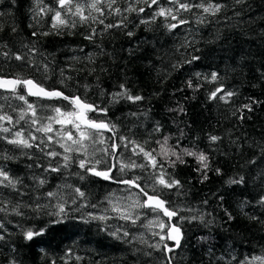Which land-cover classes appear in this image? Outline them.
<instances>
[{
  "label": "snow or ice",
  "instance_id": "1",
  "mask_svg": "<svg viewBox=\"0 0 264 264\" xmlns=\"http://www.w3.org/2000/svg\"><path fill=\"white\" fill-rule=\"evenodd\" d=\"M11 3L15 4L16 0ZM0 4H4V0H0ZM246 4L249 5L247 11H251L249 0H32L29 12L33 23L28 27L37 30L30 33L28 42H21L20 50L13 52L8 43L0 39V254L4 248L8 249L7 264H22L19 249L11 241L15 233L10 228L14 227L22 241L28 242L24 246H30L56 226L77 219L86 225L95 222L108 237L131 246L132 253L147 258L144 264H186L188 257L182 254L178 257V252L187 250L188 230L192 225L208 232L196 241L197 246L205 250L208 264H264V247L259 254L237 255L235 246L226 241L228 251L216 255L212 229L219 231L237 220L228 208H221L224 217L220 223L212 213L199 207H186L171 198L187 195L184 182L177 178L175 171L179 165H187L186 158L195 160L200 183L209 180V172L221 178L225 175L221 168L212 166L209 152L196 149L195 140L199 137L193 140V147H184L182 129L179 136L173 137L165 134L164 125L156 120L152 121L146 138L137 139L134 129L144 128L145 122L150 120L151 109L126 112L123 121L113 119V110L118 105L139 109L148 97L133 90L122 70V82L116 85V90L102 87L101 75H106L109 69L103 63L96 64L105 56L116 63V56L107 51L105 41L110 43L118 33L131 44L122 49L129 58H136L148 48L160 53L153 25L162 28L164 35L175 38L180 36L181 30L191 34L192 24L207 27L212 23L209 17L215 20L230 7L243 8ZM243 14V11H234L233 16L225 19L233 21L231 27L264 21V16L244 21ZM4 15L0 11V17ZM41 21L48 23L47 30H39L44 27ZM4 30V25L0 24V33ZM9 31L16 33L18 29L12 26ZM138 33H153V36ZM65 35H79L85 43L67 49L71 55L60 67L57 51L62 50L49 52L44 41ZM259 35L264 36V29ZM220 38L217 30L216 40ZM198 43L194 37L184 35L170 53L158 54L156 60L161 63L167 57V67L157 70L158 79L167 80L174 72L198 65L203 58L196 47ZM86 48L92 50L85 51ZM13 61L18 62L13 67L23 71L5 70ZM78 64L85 65L94 83H88L87 77L78 78L82 71L76 67ZM121 64L126 65V61L122 60ZM261 76L264 77V73ZM53 77H56L55 84L49 83ZM192 77L186 80V88L193 93L202 86L201 80L217 84L207 93L209 101L231 103L240 95L222 83L225 77L218 71H193ZM80 79L85 82L81 83ZM93 89L99 102L89 99ZM195 98L193 95L192 99ZM256 105H264V101L248 98V102L232 114L239 113L238 119L244 122L251 119V115L246 117L245 113H253ZM168 112L187 114L179 101ZM129 119L134 121L131 126L127 123ZM206 139L211 150V146L223 138L208 134ZM257 148L258 154L241 166L248 169V174L237 172L225 179L224 184L241 191H247L251 185L259 188L260 194L253 198L254 203L243 199L236 207L240 216L264 227V144H257ZM22 158L29 161L24 165L29 183H25V176L15 174L9 167ZM54 180L61 182L54 184ZM94 184L108 185V190L96 203H92L90 188ZM48 188L51 190H45ZM217 199L222 205L224 196L219 195ZM29 200L31 203L27 202ZM202 204L207 205L208 200H203ZM246 209H257L260 215ZM10 216L35 222L27 227L20 223L13 225ZM137 225L155 238L153 243H149L143 233L137 235L131 231ZM41 252L48 255L43 249ZM136 258L139 260V256ZM73 259L81 262L85 257L74 254L69 248L60 258L61 264ZM48 264H57L56 259L49 258Z\"/></svg>",
  "mask_w": 264,
  "mask_h": 264
},
{
  "label": "trees",
  "instance_id": "2",
  "mask_svg": "<svg viewBox=\"0 0 264 264\" xmlns=\"http://www.w3.org/2000/svg\"><path fill=\"white\" fill-rule=\"evenodd\" d=\"M226 2H230V0H226ZM249 4L251 11H247L249 6L247 4L243 8L237 6L232 9L230 7L226 12L219 14L215 20L209 17L212 23L207 27L192 24L191 34L181 30L180 36L175 38L164 35L162 28L153 25L155 36L159 39L156 47L160 49V53H154L148 48L139 53L136 58H129L122 49L131 46V44L122 34L118 33L110 43L105 41L107 51L116 56V63L113 64L106 56L99 58L96 62L97 66L103 63L109 69L106 75H101L102 87L116 90V85L122 82L120 75L122 70L129 78L133 90L148 97L139 109L135 106L118 105L113 110V119L119 118L123 121L126 112L150 108V120L145 122L144 128L134 129L137 139L146 138L152 121L158 120L164 125L165 134L177 137L180 129L184 131L185 137L181 140V145L184 147H193V140L199 137L198 140H195L196 149L209 152L212 166L223 170L225 174L223 178L209 172V180L200 183L198 181L199 174L195 171L197 167L195 160L190 157L186 158L187 165H179L175 171L177 178L184 182L187 195L171 197L186 207H199L202 211L212 213L220 223H223L224 217L222 207L228 208L233 215L237 216V220L231 222L230 226L225 225L219 231L216 228L212 229V234L215 237L214 251L216 255L228 251L225 245L226 241L235 246L237 255L241 253L259 254L260 249L264 247V227L240 216L236 207L243 199L253 200L254 203L253 198L260 194L259 188L251 185L247 191H241L240 188L233 190L224 184L225 179L237 172L247 175L248 169L241 166L258 154L257 144H264V105H256L255 111L251 114L245 113L246 117L251 115V119H245L244 122L238 119L239 113L235 116L232 114L243 103H247L248 98L264 101V77L261 76V73H264V36L259 35L260 30L264 29V21L257 20L252 25L242 23L238 27H231L233 21L225 19V17L233 16L234 11H243L242 20L244 21L249 18L264 16V0H249ZM31 7L32 0H16L15 4H12L11 0H4V4H0V11L5 13L3 17H0V24H3L5 29L3 33H0V39L6 41L13 52L20 50V43H27L30 39V33L37 30L28 27L30 23H33L29 12ZM185 15L188 16V14ZM188 18L191 19L190 16ZM46 20L47 18H45ZM45 21H41L44 27L39 29L40 31L47 30L48 23ZM12 26L17 27L16 33L9 31ZM217 30L220 31L221 35L219 40H216ZM138 35H147L151 38L153 33H138ZM184 35H189L190 39L194 37L199 41L196 47L200 49L202 60L198 65L192 66L191 69L186 67L182 71L174 72L167 80L158 79L157 70L167 67V57L164 58V63H161L156 60V56L164 51L170 53L173 46L178 44L180 37ZM213 40H215L214 43H209ZM84 43L79 35L71 37L65 35L63 37L45 38L44 47L49 52L62 50L57 51V63L63 67L71 55L67 49L82 46ZM91 50V48L85 49V51ZM122 60L126 61V65L121 64ZM15 64L18 62H11L5 70L23 71L14 68L13 65ZM76 67L82 69L78 78L87 77L88 83L95 82L92 76L87 75L85 65L78 64ZM193 71L202 73L218 71L222 77H225L222 83L230 89L237 90L240 95L234 97L231 103L209 101L207 100V93L214 90L217 84L203 80L199 81L202 85L199 90L193 93L191 89L186 88V80L193 79ZM24 74L33 75L31 72H24ZM55 81L56 77H53L49 83L55 84ZM80 82L84 83L85 80L80 79ZM177 89L182 91H177ZM157 92L160 93L159 96L155 95ZM95 93L96 89H93L89 93V99L99 102ZM193 95H195V99H192ZM177 101L187 110L186 115L168 112L169 108L176 107ZM127 123L131 126L134 121L129 119ZM177 125H179V129ZM208 134L219 135L223 138L221 142L212 145L211 150L206 139ZM232 141H236V143H232ZM152 146L155 147V145ZM28 162L27 159L22 158L18 164L9 165L15 174L25 176V183H29L26 176L28 170L24 168ZM36 174H40L39 170L36 171ZM60 182V180L52 181L54 184ZM70 182L75 183V181ZM90 188L93 193L92 203H96L108 190V185L94 184ZM219 195L224 196L222 205L217 199ZM205 199L208 200L207 205L202 204ZM27 202L31 203L30 200ZM91 210L86 209V211ZM246 211L260 215L257 209H246ZM9 219L12 220L13 225L20 223L25 227L35 222L20 220L11 216ZM110 223L114 222L110 221ZM10 231L15 233L11 237V241L19 249L18 255L22 264H48L49 258L56 259L57 264H61L60 258L64 257L65 251L69 248L73 249L74 254L85 257V260L81 262L74 259L68 260V264H96L97 261H100L101 264H144V260L147 259L140 254L132 253L131 246L108 237L97 227L95 222L86 225L78 219L66 221L63 225L53 228L44 237L38 238L37 242L30 246H24L28 242L22 241L14 227L10 228ZM131 231L137 235L143 233L149 243H153L155 240L149 232L139 225ZM207 234V230L192 225L188 230L190 240L187 250L183 253L178 252V257L181 254L187 256L186 264H208L205 250L197 246L196 243L199 236ZM137 247L144 248V245H137ZM41 249L48 255L44 256ZM147 250L151 251V249ZM154 255L158 256V253H154ZM7 256L8 249L4 248L3 253L0 254V264H7ZM137 256H139V260H137Z\"/></svg>",
  "mask_w": 264,
  "mask_h": 264
}]
</instances>
